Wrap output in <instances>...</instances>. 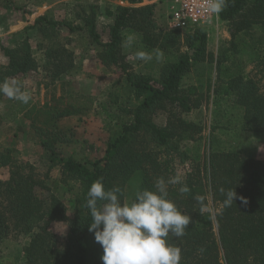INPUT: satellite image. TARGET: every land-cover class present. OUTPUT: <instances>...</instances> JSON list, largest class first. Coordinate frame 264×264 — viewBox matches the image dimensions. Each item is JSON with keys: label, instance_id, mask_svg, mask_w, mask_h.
<instances>
[{"label": "trees", "instance_id": "16d2710c", "mask_svg": "<svg viewBox=\"0 0 264 264\" xmlns=\"http://www.w3.org/2000/svg\"><path fill=\"white\" fill-rule=\"evenodd\" d=\"M124 1L128 6L118 5L104 12H100L98 4L76 3L78 11L72 18L55 20L47 13L28 25L29 30L44 35L47 28H65L71 34L77 32L87 37L89 45L97 47L99 62L122 73V80L113 84L119 93L111 94L109 103L116 106L114 118L119 129L107 139L103 158L88 167L72 157L57 158L55 143L61 141L60 136L66 138L63 131L57 130L55 121L68 116L70 110L51 113L48 122L52 130L44 132L40 144L50 153L51 165L60 167V182L73 201L72 216L67 215V207L57 196L37 195V189L50 191L44 180L36 179L32 172L23 173L21 167L25 165L14 168L8 180H0V244L11 231L30 234L19 264H102L103 249L88 230L92 218L85 204L90 185L103 178L106 189L119 186L123 197L131 200L137 191L151 188L158 177L173 176L172 161L176 158L179 164H187L183 179L189 192L181 194L179 185L169 186L170 198L191 217L185 236L169 237V242L181 250L180 264H264V161L242 156L235 142L223 143L213 134L215 127L200 157L192 158L183 150L189 143L199 146L202 140V126L184 120L181 113L199 107V99L203 97L195 100L192 94L196 88L183 89L182 80L196 62L206 61V32H162L154 20L153 4L142 5L150 0ZM100 15L113 17L106 41L97 32ZM74 19L79 23L73 25ZM219 20L228 26V48L216 59L208 54L209 62H216L217 82L212 89L208 82L207 92L215 96L232 95L234 104L243 111L242 130L264 134V93L260 92L258 80L244 75L248 64L260 63L259 55L264 51V0H226ZM257 30L260 36H255ZM129 35L134 37L131 47L134 53L139 49L149 52L158 49L163 56H173L175 60H159L157 70L148 64L133 72L122 47ZM182 43L188 52L180 51ZM37 49L43 52L42 68L52 82L73 68V54L63 47L51 49L40 42ZM0 50L7 58V63L0 67V81L38 69L26 37L15 48L0 43ZM224 58L229 62L226 70L220 67ZM231 69L235 72L226 75ZM88 100V107L73 110H90L94 98ZM101 107L103 110L107 106ZM159 113L166 114L164 125L152 120ZM40 132L42 135L43 130ZM11 163L8 150L0 154L1 167ZM221 188H235L238 196L247 199V204L236 199L230 207H224ZM208 196L216 209L214 215L206 210ZM53 222L67 223L68 233L62 247L57 246L49 230Z\"/></svg>", "mask_w": 264, "mask_h": 264}, {"label": "rangeland", "instance_id": "374dc122", "mask_svg": "<svg viewBox=\"0 0 264 264\" xmlns=\"http://www.w3.org/2000/svg\"><path fill=\"white\" fill-rule=\"evenodd\" d=\"M170 1L150 0L142 3V5L153 4L154 20L162 32H169L167 16ZM76 3L98 4L100 12L113 9L115 5H122L113 0H0V43L5 47L15 48L26 37L30 41L38 61L36 71L15 78L30 93L29 104L26 105L0 95V154L8 150L12 158V163L9 166H0V180H8L11 170L25 165V167H21L23 173L32 172L36 179L44 180L50 189V191L37 189V195L45 198L51 194L57 196L67 207L69 217L72 216L73 205L71 194L67 191V187L60 182V167L51 165V155L41 146V138L44 137V132L52 130L51 122H48L51 113L56 110L69 109L70 113L62 118V123H58L59 120L55 121L57 130L63 131L62 134L66 138L64 140L60 136L61 141L55 143L57 158L65 160L72 157L88 167L94 160H101L104 156L107 139L111 134H114V130L119 129L114 118L116 106L109 103H111V94L114 96L119 93L113 84L122 80V73L119 70L106 68L99 62L96 56L97 47L89 45L90 40L87 37L77 32L71 34L65 28L54 30L47 28L45 35L42 32L29 30L28 25L43 14L48 13L55 20L72 18L74 12L78 11ZM73 23L76 25L79 22L74 19ZM107 24V17L100 15L97 19V32L102 41L108 39ZM227 28V24L223 22L212 23L205 27L207 30L206 61L196 62L190 73L182 80L183 89L196 88L192 94L195 100L200 95L203 97L199 99L201 101L199 107L193 108L189 113H181L184 120L197 123L203 128L199 146L195 147V143H189L183 147V150L192 158L200 157L204 150V144L208 141L212 128L215 127L213 134H216L223 143L228 140L235 142L242 156L264 161V134L242 130L243 111L234 104L232 95L215 96L212 92H207L208 82L211 89L217 82L216 62H209L208 54L216 59L228 48ZM258 33L257 30L255 36H260ZM181 37L183 42L184 37ZM40 42H44L45 46L51 49L63 47L73 54V68L54 82L47 77L46 71L42 68L43 52L37 49ZM180 51L188 52V48L182 43ZM124 52L133 72H138L148 64L152 69L157 68L158 61L155 59L139 64L132 48L124 47ZM189 53L192 54V50ZM226 56L229 58V52L226 53ZM259 56L260 63L248 64L245 67L244 75L258 80L260 92L264 93V51ZM163 60L173 61L175 58L162 55L160 61ZM6 63L7 58L0 50V67ZM228 66L229 62L224 58L220 67L226 70ZM251 70L253 71L250 74ZM143 71L147 72L148 70L143 68ZM234 72L235 69H231L226 75ZM206 95H209L208 99H204ZM88 97L94 98L90 110L82 112L73 110V108L88 107L90 105ZM59 101L60 103L57 104ZM102 104L107 106L103 110ZM21 108L26 110L23 115H19L17 112ZM32 117L34 122H31ZM152 120L157 125H164L166 114L159 113L153 116ZM40 130H43L42 135ZM186 167L187 164H179L178 159L175 158L172 161L173 175H180L183 178ZM206 210L211 215L216 212L210 196H208ZM49 230L54 234L57 246L62 247L68 233L67 223L53 222L50 224ZM29 240L30 234L11 231L0 244V264H19L23 256V248L27 246Z\"/></svg>", "mask_w": 264, "mask_h": 264}, {"label": "clouds", "instance_id": "9594fccd", "mask_svg": "<svg viewBox=\"0 0 264 264\" xmlns=\"http://www.w3.org/2000/svg\"><path fill=\"white\" fill-rule=\"evenodd\" d=\"M226 6V0H208L207 8L218 14ZM134 37L127 36L122 47L134 46ZM163 53L142 49L134 53L135 59L144 63L159 61ZM0 95L29 104L31 95L15 78L0 81ZM179 185L181 194L189 192L180 175L165 179L158 177L151 188L135 193L131 200L123 197L122 189L104 187L103 178L95 180L87 192L85 207L92 218L88 226L94 239L103 249L102 264H180L181 250L169 242V237L186 235L191 217L181 211L170 198L169 186ZM224 207H230L236 199L247 204V199L237 195L235 188L220 189Z\"/></svg>", "mask_w": 264, "mask_h": 264}, {"label": "built area", "instance_id": "2783aa9c", "mask_svg": "<svg viewBox=\"0 0 264 264\" xmlns=\"http://www.w3.org/2000/svg\"><path fill=\"white\" fill-rule=\"evenodd\" d=\"M208 0H171L167 16L168 29L182 33L205 30L212 23L218 24L219 13H211L207 8Z\"/></svg>", "mask_w": 264, "mask_h": 264}, {"label": "crops", "instance_id": "0c3cea01", "mask_svg": "<svg viewBox=\"0 0 264 264\" xmlns=\"http://www.w3.org/2000/svg\"><path fill=\"white\" fill-rule=\"evenodd\" d=\"M102 1V0H101ZM103 1H105V0H103ZM113 1H115V2H119V3H121L122 5H120V6H128V4H127V2H125L124 0H113ZM116 6H118V5H115L114 6V8L116 7ZM113 8V9H114ZM113 9H110L111 11L113 10ZM107 17V16H106ZM107 19H108V24L107 25H110V24H112V22H113V17H107ZM25 108H21V109H18V114L19 115H23L25 112H26V110H24ZM17 114V115H18ZM64 118V117H63ZM62 118H60L59 119V122L58 123H62Z\"/></svg>", "mask_w": 264, "mask_h": 264}]
</instances>
